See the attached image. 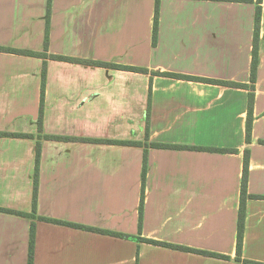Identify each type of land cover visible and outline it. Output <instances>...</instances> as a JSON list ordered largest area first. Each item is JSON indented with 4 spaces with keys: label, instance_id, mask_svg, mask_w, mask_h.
I'll return each mask as SVG.
<instances>
[{
    "label": "crops",
    "instance_id": "obj_1",
    "mask_svg": "<svg viewBox=\"0 0 264 264\" xmlns=\"http://www.w3.org/2000/svg\"><path fill=\"white\" fill-rule=\"evenodd\" d=\"M156 1L51 0L46 51L49 0H0V48L148 70L47 60L40 133L44 60L0 51V132L33 135L0 137V208L34 213L41 146L35 215L50 222L35 221L33 264H244L235 259L247 150L248 194L255 198L246 202L241 259L264 264V1L250 143L249 90L156 73L251 85L255 0H160L154 46ZM153 143L235 152L160 149ZM32 223L0 212V264H28Z\"/></svg>",
    "mask_w": 264,
    "mask_h": 264
},
{
    "label": "trees",
    "instance_id": "obj_2",
    "mask_svg": "<svg viewBox=\"0 0 264 264\" xmlns=\"http://www.w3.org/2000/svg\"><path fill=\"white\" fill-rule=\"evenodd\" d=\"M210 1H228V2H254V0H210ZM263 1L264 0H255V3L257 5L256 7V19H255V34H254V40H253V51H252V66H251V78L250 82L251 85H245V84H238V83H232V82H225V81H217V80H205L190 76H184V75H178V74H171V73H156L160 76L175 78V79H182V80H192V81H200V82H207L211 84H218V85H224V86H230L234 88H240V89H247L250 91L249 95V104H248V120H247V128H246V141L247 143H250L251 141V134H252V126L254 121L253 116V109H254V85L256 83L259 67H260V32H261V22H262V11H263ZM50 14H51V0H49L48 4V18H47V25H46V35H45V50H48L49 45V31H50ZM159 16H160V0L156 1V7H155V22H154V33H153V45H157V39H158V29H159ZM1 52H8L18 55H24L28 57H36L41 58L44 60V65L42 69V84H41V99H40V113H39V119H38V130L41 133L43 129V116H44V107H45V94H46V80H47V60H56L61 62H68V63H75V64H83V65H90V66H96V67H103L108 69H117L122 71H128V72H136V73H148V70L146 69H139V68H133V67H126V66H118L114 64L109 63H102L98 61H89V60H82L77 58H71V57H64V56H55V55H48L47 53H37L32 51H25V50H15V49H6V48H0ZM150 122H151V99L149 100L148 110H147V120H146V135L148 138L149 130H150ZM0 137H13V138H33V135H25V134H19V133H8V132H0ZM40 139H51V140H59V141H75V142H85L83 139H71V138H65V137H48V136H39ZM98 143H105V144H113V145H123V146H142L141 143L138 142H131V141H97ZM260 144H264V141H260ZM153 148H160V149H187V150H199V151H206V152H215V153H228V152H235L231 150H225V149H216V148H195V147H183V146H172L167 144H158L153 143L151 144ZM40 143L38 142L37 150H36V185H35V191H34V197H33V214H27L22 212H16L11 210H6L0 208V212L12 214L20 217H25L32 219L34 223H32L31 226V235H30V247H29V259L28 264H33L34 261V251H35V221H48V219H43L39 216L35 215V211L37 208V195H38V175H39V162H40V154H41V148ZM249 163H250V152L247 150L245 151V158H244V166H243V177H242V187H241V204H240V211H239V222H238V243H237V257L236 261L244 264H262L258 262H253L249 260H242V248H243V241H244V233H245V222H246V202L248 198H255L254 196H250L248 194V178H249ZM148 168V152L145 151V157H144V170H143V189H142V195H141V206H140V216L141 220L140 223H142V217H143V206H144V193H145V181H146V173ZM264 199V198H263ZM56 224H62V222H55ZM76 228H81L85 230H90L93 232L101 233V234H107L111 236H116L119 238L127 239V240H133L136 239L135 237H131L128 235H122L117 234L113 232H107L92 228H84L82 226L74 225ZM139 242L148 243L151 245L160 246L167 249H173L178 251H183L187 253H193L198 254L206 257H212V258H218L225 261H230L231 258L228 256H223L215 253H210L206 251H199L194 249H189L186 247H181L177 245H172L168 243L158 242L154 240L149 239H142L137 238Z\"/></svg>",
    "mask_w": 264,
    "mask_h": 264
},
{
    "label": "rangeland",
    "instance_id": "obj_3",
    "mask_svg": "<svg viewBox=\"0 0 264 264\" xmlns=\"http://www.w3.org/2000/svg\"><path fill=\"white\" fill-rule=\"evenodd\" d=\"M45 108V107H44Z\"/></svg>",
    "mask_w": 264,
    "mask_h": 264
}]
</instances>
